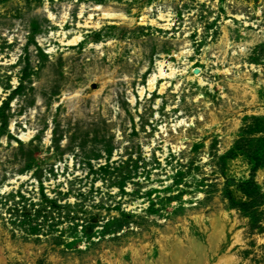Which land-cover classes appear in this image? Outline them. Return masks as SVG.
Segmentation results:
<instances>
[{"label":"rangeland","instance_id":"1","mask_svg":"<svg viewBox=\"0 0 264 264\" xmlns=\"http://www.w3.org/2000/svg\"><path fill=\"white\" fill-rule=\"evenodd\" d=\"M0 252L264 264V0H0Z\"/></svg>","mask_w":264,"mask_h":264},{"label":"bare ground","instance_id":"2","mask_svg":"<svg viewBox=\"0 0 264 264\" xmlns=\"http://www.w3.org/2000/svg\"><path fill=\"white\" fill-rule=\"evenodd\" d=\"M161 17H164V16H161ZM80 35H78V36H76L73 40H72V43H75V42H78L79 40H80ZM163 65H164V62H161V65H160V72H161V75H163V71H164V69H163ZM174 72H172L171 73V75L173 74ZM153 81V80H152ZM153 84L152 83H150V87H153L152 86ZM142 93H144L143 91L141 92V94ZM70 105V104H69ZM13 128V126H11V129ZM31 132H29V133H25V132H22L21 134H19L17 137L20 139V140H22V141H28L29 140V138L31 137ZM162 161H164L165 162V159H162ZM73 163V162H72ZM72 163L70 164V166H73L72 165ZM80 174V173H79ZM22 178L23 179H25L26 177H24V176H22ZM11 181L13 182V183H15L16 182V179H11ZM17 184V183H16ZM167 184H168V182H167ZM10 190V188H8L7 186L5 187V188H3L2 190H1V194H7V191H9ZM48 192L51 194L52 192H51V190L50 189H48ZM71 200H73V199H71ZM219 238V237H218ZM240 239V235L238 234V235H236V240H239ZM196 252H197V249H196ZM180 254V253H179ZM181 256L182 255H184L183 253H181L180 254ZM230 259H233L232 258V256L230 255V256H228V257H225V258H223V260H220V261H218V263L217 264H224V263H226V261H229ZM6 259H5V256H3V255H1V252H0V263L1 262H4Z\"/></svg>","mask_w":264,"mask_h":264}]
</instances>
